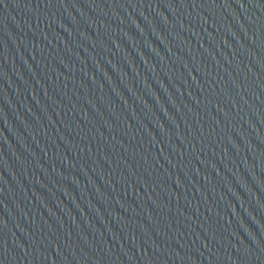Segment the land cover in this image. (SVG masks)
<instances>
[{"label":"water","instance_id":"95a60500","mask_svg":"<svg viewBox=\"0 0 264 264\" xmlns=\"http://www.w3.org/2000/svg\"><path fill=\"white\" fill-rule=\"evenodd\" d=\"M0 264H264V0H0Z\"/></svg>","mask_w":264,"mask_h":264}]
</instances>
